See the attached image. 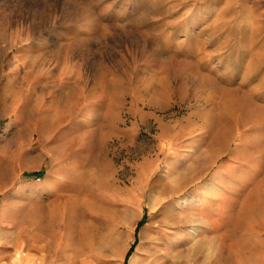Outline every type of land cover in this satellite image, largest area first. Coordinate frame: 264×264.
Listing matches in <instances>:
<instances>
[{"label": "rangeland", "instance_id": "rangeland-1", "mask_svg": "<svg viewBox=\"0 0 264 264\" xmlns=\"http://www.w3.org/2000/svg\"><path fill=\"white\" fill-rule=\"evenodd\" d=\"M0 264H264V0H0Z\"/></svg>", "mask_w": 264, "mask_h": 264}, {"label": "bare ground", "instance_id": "bare-ground-1", "mask_svg": "<svg viewBox=\"0 0 264 264\" xmlns=\"http://www.w3.org/2000/svg\"><path fill=\"white\" fill-rule=\"evenodd\" d=\"M112 87H113V86H112ZM26 108H28V107H26ZM208 186H209L210 188H212V187L214 186V182H210V183L208 184ZM189 200L194 201V197H193V196H188L187 198L181 200V202L178 203L177 209H178V211H179L180 213H183V212H184L185 205L188 204ZM174 223L176 224V222H174ZM192 234H193L194 236L197 235V229H196V228H194ZM156 239H157V238H156ZM158 239H159V242H160L161 244H163V245H169L168 243H171V242H169V241H167V240H165V239H162V240H161L160 238H158ZM156 242H157V241H156ZM168 248H172V245H169ZM173 249H174V248H173ZM171 250H172V249H171ZM161 255H162V254H161ZM161 255H159V256H161ZM157 257H158V256H157ZM166 257H167V256H166ZM155 259H157V258L155 257Z\"/></svg>", "mask_w": 264, "mask_h": 264}, {"label": "trees", "instance_id": "trees-1", "mask_svg": "<svg viewBox=\"0 0 264 264\" xmlns=\"http://www.w3.org/2000/svg\"><path fill=\"white\" fill-rule=\"evenodd\" d=\"M140 226V225H139Z\"/></svg>", "mask_w": 264, "mask_h": 264}]
</instances>
